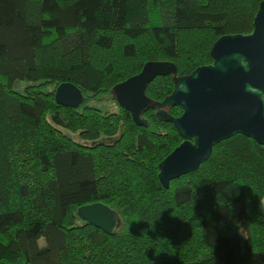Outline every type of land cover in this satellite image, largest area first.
Segmentation results:
<instances>
[{"label":"trees","instance_id":"16d2710c","mask_svg":"<svg viewBox=\"0 0 264 264\" xmlns=\"http://www.w3.org/2000/svg\"><path fill=\"white\" fill-rule=\"evenodd\" d=\"M261 1L0 0V264H264V144L238 133L167 188L160 162L184 138L153 107L135 122L113 90L149 60L178 76L210 64ZM64 82L75 107L56 99ZM174 87L158 76L146 93ZM98 201L113 234L79 215Z\"/></svg>","mask_w":264,"mask_h":264},{"label":"water","instance_id":"95a60500","mask_svg":"<svg viewBox=\"0 0 264 264\" xmlns=\"http://www.w3.org/2000/svg\"><path fill=\"white\" fill-rule=\"evenodd\" d=\"M213 61L190 74L178 76L170 60H149L134 76L113 88L118 102L144 124L143 112L156 109L160 119L172 122L184 140L160 162L159 178L165 187L171 180L197 170L212 155L214 146L241 133L264 144V0L251 32L227 34L211 49ZM174 76L173 92L152 102L148 84L158 76ZM57 101L77 106L82 91L72 82L60 84ZM180 105L184 112L174 116L169 109ZM79 215L109 234L116 232L120 217L103 202L79 208Z\"/></svg>","mask_w":264,"mask_h":264},{"label":"rangeland","instance_id":"374dc122","mask_svg":"<svg viewBox=\"0 0 264 264\" xmlns=\"http://www.w3.org/2000/svg\"><path fill=\"white\" fill-rule=\"evenodd\" d=\"M155 61H160V60H155ZM21 86H22V88H23V86L26 84V82L25 81H21L20 83H19ZM110 98V96H108L107 95V99H109ZM112 99V98H111ZM109 102H108V104L107 105H109V107H110V109H112V110H114V109H117V105L115 104V102L114 101H111V100H108ZM182 107V106H181ZM183 108V107H182ZM170 154V153H169ZM164 155V154H163ZM162 155V156H163ZM168 155V154H167ZM166 155V156H167ZM165 156V157H166ZM164 157V158H165ZM164 158H162V159H164ZM178 178H180V177H178Z\"/></svg>","mask_w":264,"mask_h":264}]
</instances>
